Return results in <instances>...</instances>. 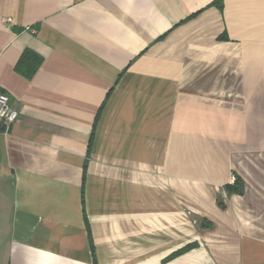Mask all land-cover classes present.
<instances>
[{"label":"crops","instance_id":"0c3cea01","mask_svg":"<svg viewBox=\"0 0 264 264\" xmlns=\"http://www.w3.org/2000/svg\"><path fill=\"white\" fill-rule=\"evenodd\" d=\"M0 91V264H264V0H0Z\"/></svg>","mask_w":264,"mask_h":264},{"label":"built area","instance_id":"2783aa9c","mask_svg":"<svg viewBox=\"0 0 264 264\" xmlns=\"http://www.w3.org/2000/svg\"><path fill=\"white\" fill-rule=\"evenodd\" d=\"M18 110L12 107L10 96L0 91V121L10 127L18 118Z\"/></svg>","mask_w":264,"mask_h":264},{"label":"trees","instance_id":"16d2710c","mask_svg":"<svg viewBox=\"0 0 264 264\" xmlns=\"http://www.w3.org/2000/svg\"><path fill=\"white\" fill-rule=\"evenodd\" d=\"M24 61H23V59H21L20 61H19V64H18V70L22 73V74H24V75H26V76H31L34 72H35V70H36V68L38 67L37 65L36 66H34L33 68H31V69H28V67H24ZM25 68H26V70H25ZM234 189H235V191H237V192H239V193H241V192H243V186H242V183L240 182V180H236V182L234 183Z\"/></svg>","mask_w":264,"mask_h":264}]
</instances>
